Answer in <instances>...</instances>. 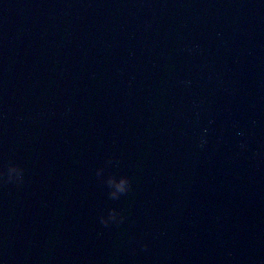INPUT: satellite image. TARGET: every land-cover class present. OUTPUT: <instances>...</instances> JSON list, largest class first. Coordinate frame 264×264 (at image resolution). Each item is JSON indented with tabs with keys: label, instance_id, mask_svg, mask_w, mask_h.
Listing matches in <instances>:
<instances>
[{
	"label": "water",
	"instance_id": "water-1",
	"mask_svg": "<svg viewBox=\"0 0 264 264\" xmlns=\"http://www.w3.org/2000/svg\"><path fill=\"white\" fill-rule=\"evenodd\" d=\"M0 264H264V0H0Z\"/></svg>",
	"mask_w": 264,
	"mask_h": 264
},
{
	"label": "clouds",
	"instance_id": "clouds-1",
	"mask_svg": "<svg viewBox=\"0 0 264 264\" xmlns=\"http://www.w3.org/2000/svg\"><path fill=\"white\" fill-rule=\"evenodd\" d=\"M207 131V130H205ZM240 135H242V133H240ZM202 143H206V141H203ZM243 147V145H241ZM123 179L121 180L120 185L118 186L120 193H123L125 191H127L128 187H129V181L128 178L126 176H122ZM23 169L21 167H19L18 165H10L8 170H7V180L11 181L13 179H15L18 183L23 181ZM111 196L113 198H117L118 196L114 195L113 193H111ZM117 217V212L115 211V209L111 210L109 212V217L108 219H105L103 216L100 218L101 219V223H103L105 226L108 224V220L112 219L115 220ZM123 219V217H121V220Z\"/></svg>",
	"mask_w": 264,
	"mask_h": 264
}]
</instances>
